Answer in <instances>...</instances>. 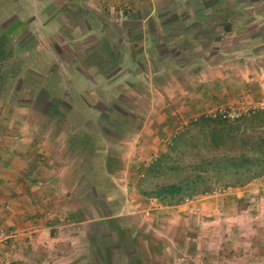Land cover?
<instances>
[{
    "label": "crops",
    "instance_id": "obj_1",
    "mask_svg": "<svg viewBox=\"0 0 264 264\" xmlns=\"http://www.w3.org/2000/svg\"><path fill=\"white\" fill-rule=\"evenodd\" d=\"M134 1L142 0H0V33H5L4 25L13 20L35 37L22 53L39 52L31 58L19 56L14 63L0 61V69L8 67L0 79L14 83L0 84V264H48L52 257L56 264H70L74 258L68 257L69 252L86 245L100 252L102 238H89L95 223L116 217L112 210L129 212V207L134 208V201L121 197L129 190L126 184L119 185L117 171L107 164L108 152L97 147L106 144V138L100 131H89L95 126L86 119L90 106L85 101L98 82L112 84L119 74L135 81L139 72L132 67L144 64L145 35L137 47L143 51L138 53L136 41L129 37L122 41L113 35L107 37L106 29L118 32V26L102 19L138 16L133 8L120 7L122 2ZM144 1L148 8L143 11L142 24L135 28L143 34L150 32L149 25L144 24L148 17L152 18L156 10H167L159 5L155 10L153 5L155 1L164 5L166 0ZM170 1L176 6L172 10L175 25L161 23L153 28L160 34H173L167 40L162 36L159 43L165 49H177L181 57L177 60L185 58L183 64L175 66L182 82L175 80L173 90L158 93L160 102L150 104L140 130L133 132L132 144L136 137L142 139L145 155H154L153 149H148L152 144L166 142V130L171 134L179 127L176 115L184 113L183 109L196 112L194 115L210 113L215 95L239 107L264 102V0ZM74 14H88L93 22L68 19ZM128 32L133 33L131 29ZM87 38L94 43H87ZM54 42L72 51L67 59L53 51ZM89 55L95 59L91 61ZM153 70L167 73V64L158 61ZM52 80L59 83L48 92L53 102L43 112L49 118L33 119L40 113L36 89ZM213 84L219 86L217 92ZM150 154L136 159H149ZM85 161L90 162L88 168L93 167L94 173L81 169ZM89 175L107 193L104 207L93 195L91 203L108 210L96 218H88L81 211V204L87 200L79 192ZM260 184L264 182L257 181ZM260 191V204H264V185ZM242 195L256 201L249 204L257 203L255 195Z\"/></svg>",
    "mask_w": 264,
    "mask_h": 264
},
{
    "label": "rangeland",
    "instance_id": "obj_2",
    "mask_svg": "<svg viewBox=\"0 0 264 264\" xmlns=\"http://www.w3.org/2000/svg\"><path fill=\"white\" fill-rule=\"evenodd\" d=\"M235 2L237 1L235 0ZM153 5L155 10L159 6L161 8L165 6L169 11H163V9L154 11L156 14L152 18L148 17L144 23L149 25L147 30L150 31L145 34L135 29L142 24L143 11L148 8L147 2L144 0L121 3L120 7L122 9L133 8L138 16H135V14L134 17L130 16V14L117 16V18L102 16V19L106 20L107 24L115 23L118 26V32L114 28H107L106 36L111 37L113 35L120 41L129 37L137 43L136 52L138 51L139 43L143 41L142 37L145 35L146 44H144V49L141 48L140 50V52L144 50L146 55L144 64H137L132 67L139 72L135 81H132L125 74H119L112 84L110 82H98L97 88L92 86V94L85 97L86 103L90 106L86 119L92 126H95L89 131H92V133L100 131L106 138V144L98 145L97 147L108 152L107 164L117 171L120 180L119 185L123 187L126 184L129 190L125 194L121 193V197H127L128 201H134V204H132L134 208L129 207V212L126 209L122 212L121 210H112V214H115L116 217L107 218L102 221V224L100 222L95 223L97 225L94 227L95 229L91 230L92 232L89 231V238L91 240L96 237L102 238L101 251L96 253L93 247L89 245H86V248L78 246L75 253L73 251L69 252L70 255L68 257L74 258V261H69V263L264 264V204H260L261 199L259 196L260 188L264 184L257 185V181L259 183L264 182V174L254 175L247 182L240 184L234 183V177H230L229 174L227 176L223 175L219 179L220 182L215 184L213 189L208 192L201 193L199 190L194 193L182 191L179 195L169 198L164 195L161 197L156 195L155 190L160 182L174 180L178 174L159 173L155 175V173H146L150 162L158 154L166 150L172 139L184 131L190 122L204 114L194 115L196 112L192 113L191 110L187 111L185 109L184 111L183 109L184 113H181L180 116L176 115L178 120L175 123L179 127L175 131H171V134H168V130H166L167 133H164L168 137L166 142L161 146L152 144L148 147V149H153L152 151L154 152V155L149 152L152 156L149 159H140L142 156L146 158L149 155L143 153L144 145L141 144L142 139L140 141L136 137L135 145L132 144L133 132L136 134L140 130L139 126L145 119L148 107L150 104L156 106L160 102L158 93L163 92V89L173 90L175 80L182 82L175 66L180 62L183 64L185 58L177 60V58H181L176 51L177 49H165L159 43V38L162 39V36L164 37L163 40H167L173 34L168 32L160 34L153 28V26H158L161 23H166L173 27L176 19L172 10L176 6L170 0L164 1V5L160 1H155ZM75 14L68 16V19L75 22H85V20L93 22L88 14ZM19 25L13 20H8L4 25L5 33H0V61L9 63L11 60L14 63V60L20 57L26 58L30 55L29 58H31L32 55L39 56V52L37 54L27 52L26 55L22 53L24 49L32 45L35 37ZM130 29L133 33L128 32ZM245 36H247V33L243 35V37ZM86 40L87 43L90 42L89 44L94 43L92 38H87ZM152 41L156 43L155 46L158 49L153 46ZM228 44H232V41ZM16 45L19 46L18 51ZM157 45H161V47ZM51 48L53 51L60 53L64 59H67L72 53L71 50L66 49L65 45L58 42H54ZM150 49L153 52L151 51L150 53ZM119 51H123V49L120 48ZM140 52L138 51V53ZM89 56L91 61L95 59V56ZM158 61L167 64V73L153 70ZM3 68L0 69L2 74L8 71L6 65ZM57 77L59 76L57 75ZM4 79V77L0 79V84L11 85L13 83L10 84L9 80L4 82ZM148 81H150L151 88L148 87ZM58 83V81L52 80L46 82V86L40 85L39 89H36V95L40 101L38 103L40 113L37 114L38 117L33 116V119L42 120L49 118V116H45L43 111L52 101V96L48 95L49 89H52L53 86L57 88L56 85ZM115 85L120 88L115 89ZM218 87L217 84H213L212 89L214 92H217L216 88L218 89ZM255 102L254 104L249 102L244 107H239V104L229 103L224 98L219 99L215 95V107L210 113L205 115L213 116L219 114L221 116V114H224L225 117H221L225 122H235L236 118L242 115L256 110H264V102L262 103L261 100ZM55 114L56 116H63L62 113ZM6 115L8 116L9 114ZM168 116L173 117V115ZM70 119L75 120L76 118L71 117ZM263 121L264 119H260V117L254 119L256 124L259 122L262 124ZM133 126L135 127L134 129ZM240 127H242V124H240ZM171 129L174 130L173 128ZM143 131L141 130V135ZM149 131L150 129L146 133H149ZM161 133L163 135V132ZM191 136L190 139L182 142L183 145L181 147L185 148L187 152L197 142L194 134H191ZM228 148H230L229 152L234 153L238 147L235 144H230ZM138 155L141 157L136 159ZM185 156L183 161L186 162L188 154L185 153ZM103 164L105 165V162ZM89 165L90 162L85 161L81 169L85 171L89 169ZM96 168L98 169V166ZM90 172L94 173L92 170ZM179 174L182 175L183 173ZM85 180L79 193H81V197H85L87 204H81V211L88 218L106 215L108 213L107 209H99V204L101 207L105 205L107 193L104 189L106 188L103 185L96 186L92 175L87 176ZM227 181L229 186L225 185ZM141 191H145L146 194L142 195ZM94 194L99 204L91 203L94 199ZM242 194H249V198L255 195L257 203L249 204L256 201L248 200V198L243 199ZM118 213L119 215H116ZM76 216L78 217V213ZM115 227L116 231L120 232V237L122 238L120 242H117L119 240ZM97 243L99 244V242H95V244ZM119 243L121 244L119 247L121 251H128L124 253L131 256L130 260L125 261L124 256L120 254V250L111 247L112 245L117 246ZM105 247H110V249L108 248L106 251ZM77 252H80L79 256L76 254ZM51 262L52 264L57 263L54 262L53 257L50 258L48 264Z\"/></svg>",
    "mask_w": 264,
    "mask_h": 264
},
{
    "label": "trees",
    "instance_id": "obj_3",
    "mask_svg": "<svg viewBox=\"0 0 264 264\" xmlns=\"http://www.w3.org/2000/svg\"><path fill=\"white\" fill-rule=\"evenodd\" d=\"M258 117L264 119V110L242 115L235 122H225L219 114L198 116L172 139L166 150L150 162L147 174L179 175L174 180L160 182L155 194L173 198L182 191L194 193L199 190L205 193L212 190L223 175L229 174L234 177V183L240 184L254 175L264 174V121L262 124L254 123V119ZM191 134H194L197 142L187 152L181 146L182 142L192 137ZM230 144L238 147L234 153L229 152ZM185 153L188 154L186 162L183 161ZM227 183L229 182L225 185L229 186ZM140 193L146 194L145 191ZM114 229L116 231V227ZM116 232L119 240L117 242H120V232ZM120 246L119 243L111 247L120 250ZM108 248L110 249L105 247V250ZM124 252L120 250L125 261L130 260L131 256Z\"/></svg>",
    "mask_w": 264,
    "mask_h": 264
},
{
    "label": "built area",
    "instance_id": "obj_4",
    "mask_svg": "<svg viewBox=\"0 0 264 264\" xmlns=\"http://www.w3.org/2000/svg\"><path fill=\"white\" fill-rule=\"evenodd\" d=\"M221 116H222V117H225V115H224V114H221Z\"/></svg>",
    "mask_w": 264,
    "mask_h": 264
}]
</instances>
